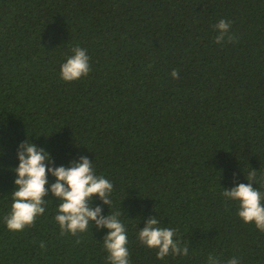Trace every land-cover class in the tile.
<instances>
[{
  "label": "trees",
  "instance_id": "1",
  "mask_svg": "<svg viewBox=\"0 0 264 264\" xmlns=\"http://www.w3.org/2000/svg\"><path fill=\"white\" fill-rule=\"evenodd\" d=\"M220 19L232 38L217 45ZM74 46L90 71L65 82ZM25 140L46 166L83 156L111 180L112 206L88 207L120 212L130 264H264V233L221 195L249 170L264 178V0H0V264H107V230L62 234L50 192L44 215L4 227ZM149 216L187 255L158 260L140 243Z\"/></svg>",
  "mask_w": 264,
  "mask_h": 264
},
{
  "label": "clouds",
  "instance_id": "2",
  "mask_svg": "<svg viewBox=\"0 0 264 264\" xmlns=\"http://www.w3.org/2000/svg\"><path fill=\"white\" fill-rule=\"evenodd\" d=\"M214 28L216 31L214 42L217 45H221L226 37L232 38L229 31L230 21L220 19ZM70 53L59 65V77L65 82L87 76L90 71L86 49L74 46ZM169 75L175 79L178 73L173 70ZM16 160L17 164L12 169L15 179L11 204L3 217V224L7 230L21 231L32 224L38 216L44 215L48 200H44L43 197L50 192L57 199L53 219L62 234L68 232L75 236L77 233H84L89 227V222L94 221L98 228L103 227L107 230L101 245L106 253L107 264H130L126 223L120 212L117 210L100 216L99 207H88L90 197L93 195L109 207L112 206L114 193L111 180L103 174H98L92 161L81 156L67 166L52 167L50 164L46 166L45 161L50 162V154L27 140L17 146ZM46 174L54 177L55 181L48 184ZM245 181L247 183H235L229 189H223L221 195L225 200L235 203L236 215L243 223H251L258 232L264 233V192L259 187H253V183L264 184V178L258 180L256 171L249 170ZM137 239L145 247L155 249L158 260H162L169 253L173 256L177 254L184 256L188 252L186 247H180L176 229L161 226L151 216L137 232ZM208 264L217 262L209 258ZM226 264H240V260L237 256H232L226 260Z\"/></svg>",
  "mask_w": 264,
  "mask_h": 264
}]
</instances>
